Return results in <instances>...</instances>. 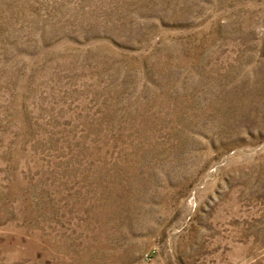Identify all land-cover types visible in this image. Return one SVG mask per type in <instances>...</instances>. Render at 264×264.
I'll return each instance as SVG.
<instances>
[{
    "label": "rangeland",
    "instance_id": "obj_1",
    "mask_svg": "<svg viewBox=\"0 0 264 264\" xmlns=\"http://www.w3.org/2000/svg\"><path fill=\"white\" fill-rule=\"evenodd\" d=\"M0 264H264V0H0Z\"/></svg>",
    "mask_w": 264,
    "mask_h": 264
}]
</instances>
